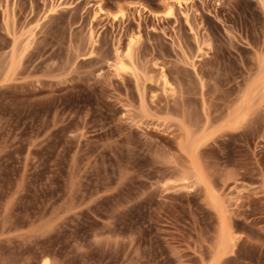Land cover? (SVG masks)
<instances>
[{"label":"rangeland","instance_id":"obj_1","mask_svg":"<svg viewBox=\"0 0 264 264\" xmlns=\"http://www.w3.org/2000/svg\"><path fill=\"white\" fill-rule=\"evenodd\" d=\"M176 1L0 0V264H264V0Z\"/></svg>","mask_w":264,"mask_h":264},{"label":"bare ground","instance_id":"obj_2","mask_svg":"<svg viewBox=\"0 0 264 264\" xmlns=\"http://www.w3.org/2000/svg\"><path fill=\"white\" fill-rule=\"evenodd\" d=\"M175 1H176V0H175ZM176 2L178 3V5L181 4V1H180V0H177ZM98 7H99V8H97L96 11L100 12V11L102 10V9H101L102 7H100V6H98ZM169 8H170V7H169ZM169 8H168V9H169ZM167 14H171V10H168V11H167ZM162 83H163V84L167 83V80L165 79L164 76L162 77ZM239 117H240V116H239ZM232 120H233V119H232ZM236 120H237V119H235V121H236ZM223 239H224L223 241H225V240L227 239V236H225ZM42 264H47V262H46L45 259L42 261Z\"/></svg>","mask_w":264,"mask_h":264}]
</instances>
